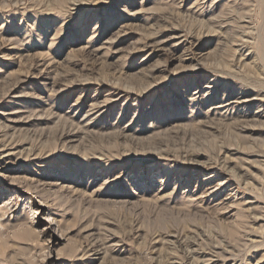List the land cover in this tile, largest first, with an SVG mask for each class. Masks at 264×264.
I'll return each instance as SVG.
<instances>
[{"label":"rangeland","instance_id":"rangeland-1","mask_svg":"<svg viewBox=\"0 0 264 264\" xmlns=\"http://www.w3.org/2000/svg\"><path fill=\"white\" fill-rule=\"evenodd\" d=\"M0 264H264V0H0Z\"/></svg>","mask_w":264,"mask_h":264}]
</instances>
